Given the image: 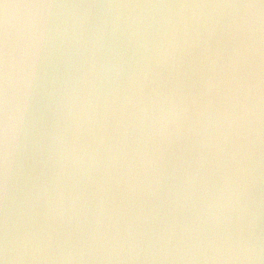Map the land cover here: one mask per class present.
<instances>
[{
	"label": "clouds",
	"instance_id": "clouds-1",
	"mask_svg": "<svg viewBox=\"0 0 264 264\" xmlns=\"http://www.w3.org/2000/svg\"><path fill=\"white\" fill-rule=\"evenodd\" d=\"M55 7L77 11L54 24L44 21L30 36L24 112L42 61L58 57L67 74L44 132L46 143L34 144L42 170L28 177L20 225L10 179L23 115L18 117L12 106L15 72L5 36L0 264H23L26 257L38 261L46 253H56L64 264L97 253L109 259L124 252L135 258L132 254L141 251L163 256L198 241L218 221L231 194L226 170L230 163L239 164L244 145L238 141H247L249 155L254 144L257 111L264 103L258 95L264 85V0L140 6L230 10L221 12L203 34L182 11L172 19L128 21L117 10L131 5ZM94 10L99 11L93 20ZM193 19L200 24L199 16ZM193 48L199 53L186 62ZM106 51L114 53L111 76ZM161 67L174 74L171 83L158 82ZM195 72L196 85L186 90L183 78ZM149 84L155 85L150 91ZM82 87L87 92L83 97ZM189 136L195 137V156H182L171 173L163 172L169 149ZM170 179L175 182L162 193ZM89 185L95 186L91 196ZM145 194L156 203L146 207L141 200Z\"/></svg>",
	"mask_w": 264,
	"mask_h": 264
},
{
	"label": "water",
	"instance_id": "water-1",
	"mask_svg": "<svg viewBox=\"0 0 264 264\" xmlns=\"http://www.w3.org/2000/svg\"><path fill=\"white\" fill-rule=\"evenodd\" d=\"M88 3L131 5L133 7L117 10L121 17L128 21L145 18L152 21L172 19L182 11L189 25L197 27L203 34L206 26L214 24L221 12L226 14L230 10L140 6L259 3V0H0V62L7 36L10 63L14 66L15 72L11 90L12 106L18 117L23 115L16 132L10 179V192L15 199V218L18 225L23 218L22 202L25 192L30 186L28 177L39 176L42 170L40 154L34 144L46 143L44 132L52 123V109L62 90L63 78L67 74L65 66L58 57L50 61H42L39 67L40 79L31 96L29 110L25 113L26 87L23 77L28 65L26 47L30 36L39 29L41 23L48 21L54 24L70 18L77 11L55 5ZM41 5H53V7H40ZM96 11L99 10H94L93 20L96 18ZM194 16L200 17L199 25L195 24ZM198 53L199 48H193L192 56L185 57L186 62L191 61ZM104 59L111 76L114 74L112 68L114 53L106 51ZM157 73V80L160 83L165 81L171 83L174 79V74L170 73L168 67L157 69ZM198 78V72L189 73L184 77L186 90L195 87ZM110 82V79L106 81L105 87H108ZM154 86L149 84L146 90L150 91ZM86 94V88L82 87V97ZM258 95L264 96V85L261 86ZM254 127V144L250 155L247 141H238L244 145L239 164L230 163L226 170V174L232 177V183L231 194L224 201L223 213L218 221L204 229L198 241L186 247L170 250L163 256L159 252L141 251L132 254L135 258H130V254L124 252L115 254L109 259L105 253H97L94 257L86 256L84 260H76L73 264H264V103H261L257 111ZM194 139L195 137L189 136L172 145L163 162V172L171 173L174 167L179 166L182 156L185 159L195 156ZM0 154H2V144H0ZM213 179L218 182V177ZM174 182L168 180V187L163 188L162 193H166ZM2 185L3 168L0 164V221L3 216ZM94 189V185H89V196ZM113 195H117L115 190ZM141 200L146 207L156 203L146 194ZM23 264H64V262L56 258V253H46L42 254L38 261L26 257Z\"/></svg>",
	"mask_w": 264,
	"mask_h": 264
}]
</instances>
